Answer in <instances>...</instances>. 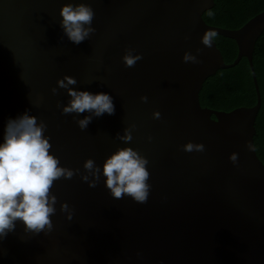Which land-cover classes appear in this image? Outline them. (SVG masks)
I'll return each instance as SVG.
<instances>
[{"label": "water", "instance_id": "obj_1", "mask_svg": "<svg viewBox=\"0 0 264 264\" xmlns=\"http://www.w3.org/2000/svg\"><path fill=\"white\" fill-rule=\"evenodd\" d=\"M80 2L92 7L96 31L74 44L60 9ZM214 6L215 0H0V144L8 119L28 112L46 123L60 165L80 169L53 183L52 230L25 232L17 220L0 239V264H264V163L254 142L262 98L253 63L264 11L229 29L204 20ZM207 29L236 41L234 62H225L215 40L211 48L202 44ZM129 48L142 56L134 67L122 59ZM186 51L200 63L184 62ZM244 57L257 103L203 107L206 79ZM65 75L77 80L71 87L112 96L114 114L81 130L77 120L88 113H62L70 97L57 80ZM131 125L133 139L119 140ZM189 141L204 151H184ZM120 147L149 161L146 203L115 199L105 185L103 163ZM88 158L101 168L96 187L80 178ZM65 202L69 210L61 211Z\"/></svg>", "mask_w": 264, "mask_h": 264}, {"label": "clouds", "instance_id": "obj_2", "mask_svg": "<svg viewBox=\"0 0 264 264\" xmlns=\"http://www.w3.org/2000/svg\"><path fill=\"white\" fill-rule=\"evenodd\" d=\"M62 17L61 27L67 38L74 44H80L88 39L96 29L92 26L94 11L87 3H65L60 9ZM217 33L212 29L205 30L202 44L211 48ZM187 38V37H186ZM197 51H201L197 49ZM134 49H127L123 61L126 67H134L142 59ZM183 61L193 64L200 63L198 57L191 52H185ZM77 80L70 75H65L57 80L58 88L66 89L70 97L67 104L62 106L63 114H76L82 119L77 120L81 130L87 129L94 117L105 113L112 115L115 111L113 97L108 93H92L87 90H78L73 85ZM57 88H52V93H57ZM147 96L141 100L147 102ZM58 107L61 105L58 103ZM154 119H160L159 111L153 112ZM47 128L43 120L28 112L9 118L4 130V142L0 144V239L15 229V222L20 220L25 225V232L39 234L45 228L50 232L53 228L51 216L56 212V197L50 196L54 181L61 178L71 179L80 173V169H72L60 165L59 159L50 153L52 147L49 138L44 135ZM131 125L123 130V135L117 138L124 142L133 139ZM149 140L152 138L149 136ZM249 150L252 146L247 145ZM186 152H203L201 143L187 142L182 146ZM233 163L237 162V153L230 155ZM148 159L132 147H120L108 156L102 166L105 185L115 199H122L125 195L137 203H146L150 184V173L146 167ZM83 169L87 174L80 178L87 182L89 187H96L100 180L101 168L92 158L84 161ZM89 176L92 179H89ZM69 205L61 204V211H68ZM69 219L71 213L69 212Z\"/></svg>", "mask_w": 264, "mask_h": 264}, {"label": "trees", "instance_id": "obj_3", "mask_svg": "<svg viewBox=\"0 0 264 264\" xmlns=\"http://www.w3.org/2000/svg\"><path fill=\"white\" fill-rule=\"evenodd\" d=\"M264 11V0H215V6L203 14L204 20L214 26L238 29L248 20ZM226 63L238 56V46L233 39L218 35L214 39ZM262 104L258 113L254 137L256 152L264 163V32L257 40L253 55ZM203 107L231 111L241 106H254L257 91L247 58L234 67L220 69L208 77L200 91Z\"/></svg>", "mask_w": 264, "mask_h": 264}]
</instances>
